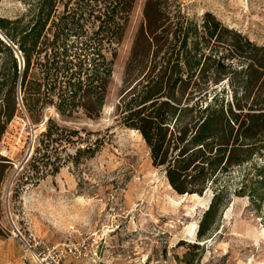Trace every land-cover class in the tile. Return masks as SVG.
<instances>
[{
	"label": "rangeland",
	"instance_id": "1",
	"mask_svg": "<svg viewBox=\"0 0 264 264\" xmlns=\"http://www.w3.org/2000/svg\"><path fill=\"white\" fill-rule=\"evenodd\" d=\"M66 1H59L57 14L65 12ZM145 1L134 2L97 118L79 112L58 116L56 96L44 103V87L39 93L38 69L30 70L22 86L16 59L18 78L12 84L11 63L0 53L6 88L0 104L7 90L16 106L0 140V264H264V184L258 182L262 158L216 173L201 194H179L163 169L153 165L141 134L116 119L124 66ZM38 3L0 0V18L18 19L20 28ZM169 4L198 22L209 12L225 27L264 45V0ZM0 34L3 42L18 45V38ZM21 55L13 48V56ZM48 118L61 126L56 131L60 140L49 147V164L35 179L29 162ZM35 240L42 247L29 250L26 243Z\"/></svg>",
	"mask_w": 264,
	"mask_h": 264
},
{
	"label": "trees",
	"instance_id": "2",
	"mask_svg": "<svg viewBox=\"0 0 264 264\" xmlns=\"http://www.w3.org/2000/svg\"><path fill=\"white\" fill-rule=\"evenodd\" d=\"M59 1L39 0L20 28V20L0 18V32L18 38L17 46L0 39V53L11 63L12 84L18 78L15 48L24 62L19 66L22 86L36 68L39 93L44 87V103L56 96L58 116L79 112L94 119L135 0H73L70 7L68 0L62 3L65 12L57 14ZM142 15L125 62L116 119L141 134L169 185L179 194H201L216 173L257 155L264 161V45L225 27L209 12L200 22L189 18L169 0H146ZM4 87L1 76L0 96ZM2 99L0 140L16 111L7 90ZM59 129L46 119L29 162L35 179L49 164V147L60 140ZM258 171V182L264 184V163Z\"/></svg>",
	"mask_w": 264,
	"mask_h": 264
},
{
	"label": "built area",
	"instance_id": "3",
	"mask_svg": "<svg viewBox=\"0 0 264 264\" xmlns=\"http://www.w3.org/2000/svg\"><path fill=\"white\" fill-rule=\"evenodd\" d=\"M19 66L21 67V65H20V62H19ZM19 99H20V97H19ZM42 244H43V242L41 241V240H35L34 242H32V243H26V246H27V248L29 249V250H32V251H34L35 249H37V248H41L42 247Z\"/></svg>",
	"mask_w": 264,
	"mask_h": 264
},
{
	"label": "water",
	"instance_id": "4",
	"mask_svg": "<svg viewBox=\"0 0 264 264\" xmlns=\"http://www.w3.org/2000/svg\"><path fill=\"white\" fill-rule=\"evenodd\" d=\"M0 39H2L4 41V38L2 37V35L0 34ZM15 49V48H14ZM16 58H18L19 62H22V68H23V65H24V62H23V59L21 56H15ZM17 96H18V99H19V87H18V90H17ZM20 100V99H19Z\"/></svg>",
	"mask_w": 264,
	"mask_h": 264
},
{
	"label": "bare ground",
	"instance_id": "5",
	"mask_svg": "<svg viewBox=\"0 0 264 264\" xmlns=\"http://www.w3.org/2000/svg\"><path fill=\"white\" fill-rule=\"evenodd\" d=\"M20 65H21V68H22V62H20ZM134 131H136V130H134ZM5 153V152H4ZM201 243V242H200Z\"/></svg>",
	"mask_w": 264,
	"mask_h": 264
}]
</instances>
